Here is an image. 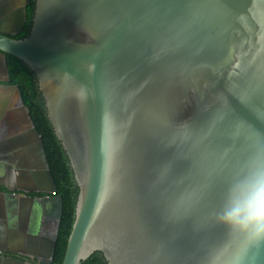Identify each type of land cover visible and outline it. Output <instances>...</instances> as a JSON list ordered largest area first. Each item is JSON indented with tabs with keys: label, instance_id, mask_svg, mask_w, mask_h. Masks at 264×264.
Here are the masks:
<instances>
[{
	"label": "water",
	"instance_id": "obj_1",
	"mask_svg": "<svg viewBox=\"0 0 264 264\" xmlns=\"http://www.w3.org/2000/svg\"><path fill=\"white\" fill-rule=\"evenodd\" d=\"M20 31L1 22L0 54L37 75L80 187L63 264L96 253L108 264H205L225 235L214 214L264 136V0H36L31 34L12 37ZM5 71L26 126L0 184L26 176L22 209L38 206L52 231L37 229L35 253L4 252L52 264L64 198L8 60Z\"/></svg>",
	"mask_w": 264,
	"mask_h": 264
},
{
	"label": "flooded vegetation",
	"instance_id": "obj_2",
	"mask_svg": "<svg viewBox=\"0 0 264 264\" xmlns=\"http://www.w3.org/2000/svg\"><path fill=\"white\" fill-rule=\"evenodd\" d=\"M2 1L3 4H7L9 9H11L9 13L5 12L9 16V19L4 23L5 13L4 9L0 7V24L2 22V28L4 30H21L18 33H13L12 36L21 33L25 15L26 13L28 15L30 6H28V10L25 13L24 5L16 8L14 7V0ZM6 60L8 59H5V56L0 54V78L3 80L7 78L5 71ZM5 87L6 83L0 81V89ZM11 95L12 97L7 100H1L0 97V107L3 108L0 115V156L4 154L13 155L18 153L20 148V136L22 132V123L19 120L18 113L20 101L17 92L13 88ZM16 160L18 167L22 164V158L16 157ZM17 176L19 178L21 175L17 174ZM25 178V176H22L19 181L17 179L11 180L9 182L11 186L0 184V264H42V260L39 257H31L19 253L11 254L4 251L13 249L35 253L38 251L37 242L39 241L37 229L42 227L46 232L52 231V219L48 218L47 215L44 214L42 219L38 221L40 210L38 206L25 203L26 207L22 209L23 202L21 195L23 189L20 188L28 186L24 183L26 182ZM29 196L37 199L49 197L44 192L35 191L29 193ZM43 211L45 212V210ZM24 216L29 217V219L26 221V217ZM44 244H47L46 247L49 246L48 242H44ZM41 247L43 248L44 246L41 244Z\"/></svg>",
	"mask_w": 264,
	"mask_h": 264
},
{
	"label": "clouds",
	"instance_id": "obj_3",
	"mask_svg": "<svg viewBox=\"0 0 264 264\" xmlns=\"http://www.w3.org/2000/svg\"><path fill=\"white\" fill-rule=\"evenodd\" d=\"M214 215L225 235L205 264H257L264 251V136L250 144Z\"/></svg>",
	"mask_w": 264,
	"mask_h": 264
},
{
	"label": "trees",
	"instance_id": "obj_4",
	"mask_svg": "<svg viewBox=\"0 0 264 264\" xmlns=\"http://www.w3.org/2000/svg\"><path fill=\"white\" fill-rule=\"evenodd\" d=\"M35 9L36 0H32L24 30L12 37L24 39L31 34ZM7 59L11 77L10 83L18 85L22 90L25 103L34 118L45 143L49 162L58 187L57 194L62 195L64 198L63 219L59 231L56 258L52 263L63 264L76 219L80 187L75 178V173L69 156L49 119L46 101L40 90L37 75L18 57L8 55ZM83 264H108V262L102 254L96 253Z\"/></svg>",
	"mask_w": 264,
	"mask_h": 264
},
{
	"label": "crops",
	"instance_id": "obj_5",
	"mask_svg": "<svg viewBox=\"0 0 264 264\" xmlns=\"http://www.w3.org/2000/svg\"><path fill=\"white\" fill-rule=\"evenodd\" d=\"M11 93H12V88L11 87H5V88L0 89V97H1V100L2 99L3 100H7L8 98H11L12 97ZM2 109L3 108L0 107V115L2 113ZM5 111H6V109H5ZM18 113H19V120L22 123V132H23L24 129H25L26 124H25V121L22 119V113H21V106H20V104H19V112ZM22 132H21V135H22ZM12 157H13V155H11V154H9V155L4 154L3 156L2 155L0 156V172H3L4 171V167L2 165L6 164L7 161H9V160L12 159ZM14 159H15V162H17L16 156L14 157ZM11 176H12V179L11 180H16L14 178V175L13 174H11ZM21 178L22 177H20V179ZM25 181L26 182H24V183H27V177L25 178ZM14 243H15V241H14Z\"/></svg>",
	"mask_w": 264,
	"mask_h": 264
},
{
	"label": "bare ground",
	"instance_id": "obj_6",
	"mask_svg": "<svg viewBox=\"0 0 264 264\" xmlns=\"http://www.w3.org/2000/svg\"><path fill=\"white\" fill-rule=\"evenodd\" d=\"M21 122V121H20Z\"/></svg>",
	"mask_w": 264,
	"mask_h": 264
}]
</instances>
